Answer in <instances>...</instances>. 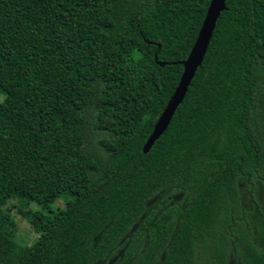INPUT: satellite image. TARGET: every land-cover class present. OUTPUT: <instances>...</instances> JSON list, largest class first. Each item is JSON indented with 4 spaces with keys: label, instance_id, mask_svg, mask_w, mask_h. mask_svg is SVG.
Returning a JSON list of instances; mask_svg holds the SVG:
<instances>
[{
    "label": "trees",
    "instance_id": "trees-1",
    "mask_svg": "<svg viewBox=\"0 0 264 264\" xmlns=\"http://www.w3.org/2000/svg\"><path fill=\"white\" fill-rule=\"evenodd\" d=\"M209 2L0 0V264H264V0L225 1L142 150Z\"/></svg>",
    "mask_w": 264,
    "mask_h": 264
},
{
    "label": "water",
    "instance_id": "water-1",
    "mask_svg": "<svg viewBox=\"0 0 264 264\" xmlns=\"http://www.w3.org/2000/svg\"><path fill=\"white\" fill-rule=\"evenodd\" d=\"M225 1L226 0H210L198 35L186 59L182 62L183 72L180 76L179 82L167 101L163 111L155 122L152 132L146 139L142 147L143 152H147L155 140L166 130L176 108L184 99L188 85L195 75L198 66L203 60L207 46L215 28L216 21L221 11H223L226 7ZM161 64L163 65L164 63L161 62Z\"/></svg>",
    "mask_w": 264,
    "mask_h": 264
},
{
    "label": "rangeland",
    "instance_id": "rangeland-1",
    "mask_svg": "<svg viewBox=\"0 0 264 264\" xmlns=\"http://www.w3.org/2000/svg\"><path fill=\"white\" fill-rule=\"evenodd\" d=\"M12 87V80L7 81L1 91L0 100L4 98L8 90ZM65 203L63 200H56L53 204V208L64 207ZM22 207L21 199L16 196L8 198L1 206L2 211L9 213L14 221L15 240L18 245L22 248H27L33 244L35 239L39 236L29 221L20 212ZM28 210H38L39 205L34 202H29L24 206Z\"/></svg>",
    "mask_w": 264,
    "mask_h": 264
}]
</instances>
